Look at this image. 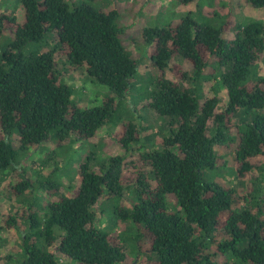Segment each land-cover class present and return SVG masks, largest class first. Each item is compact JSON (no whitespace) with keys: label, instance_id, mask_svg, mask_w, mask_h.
I'll return each mask as SVG.
<instances>
[{"label":"trees","instance_id":"obj_1","mask_svg":"<svg viewBox=\"0 0 264 264\" xmlns=\"http://www.w3.org/2000/svg\"><path fill=\"white\" fill-rule=\"evenodd\" d=\"M95 1L20 0L23 22L16 12L0 15V176L19 173L8 197L24 207L4 217L6 228L21 236L19 251L3 264H62L57 253L76 264H128L127 241L139 252L146 249L148 264H264V21L230 24L227 16L218 28L187 15L144 30L159 70L147 106L167 119L162 136L152 137L144 120L117 122L121 105L133 97L139 64L120 41L117 10L105 12ZM245 1L264 9V0ZM56 35L54 48L41 50ZM5 36L11 40L3 45ZM57 51L70 69H85L91 82L109 90L101 105L74 103ZM204 79L218 80L227 91L225 104L219 95L200 96ZM118 125L120 152L94 167L89 158L77 194L37 211L31 196L38 189L23 159L52 132L61 142L87 141ZM217 147L231 152L232 186L206 179L224 166ZM131 153L138 157L128 162ZM50 160L35 163L41 178L42 170L53 168ZM102 197L118 202L115 217L130 230L119 234L97 224L94 207Z\"/></svg>","mask_w":264,"mask_h":264},{"label":"rangeland","instance_id":"obj_2","mask_svg":"<svg viewBox=\"0 0 264 264\" xmlns=\"http://www.w3.org/2000/svg\"><path fill=\"white\" fill-rule=\"evenodd\" d=\"M77 3L85 0H73ZM93 6L110 12L117 10L119 16L117 18V26L120 29V41L125 50L138 62V73L134 79V93L132 99L125 100L119 110L120 120L123 121L138 119L144 120L147 133H164L167 119H161L150 109L147 104L149 100L147 94L155 86V82L159 76V70L152 63L149 56V42L146 41L144 30L146 28H166L169 25L179 23L184 17L190 15L199 24L213 25L221 28L228 16L230 24L242 25L248 19L264 21V9H254L249 6L245 0H216L215 5L211 6L210 0H196L189 5H182L178 0H97L92 3ZM19 22L24 21V11L20 4V0H0V15L2 13H14ZM232 27V26H231ZM234 27V26H233ZM236 36L234 30L229 34V38L234 39ZM11 37L5 36L2 39L5 45ZM57 43V35L41 47L43 51H50ZM39 47L32 46V49ZM40 50V48H39ZM58 68L61 69L70 86L74 89L73 101L81 108L98 106L103 103L109 95V90L103 86L91 82L87 77L85 69H70L66 64L64 57L59 51L55 54ZM179 63L190 70V65L179 58ZM262 68L264 63L261 62ZM191 71V70H190ZM168 78L173 76L168 72ZM202 87L203 99H209L215 95L221 98V105L228 101L227 91L220 85L218 80H203L200 82ZM186 87H191L192 83L187 81L184 83ZM219 106V109L222 106ZM264 113V111H263ZM142 117V118H141ZM235 122L238 119L235 118ZM165 122V123H164ZM119 126L104 127L93 140L81 141L75 137L69 138L67 141L61 142L56 132L50 134L48 141L44 142L41 147L30 153L22 164L26 167L27 178L35 182L37 192L31 196V203L34 208L39 211L43 205L58 200L61 196L71 197L77 194L80 184L81 165L89 158L90 167L103 162L108 157L117 155L120 151L115 143V135L119 133ZM154 134L152 135V137ZM162 136V135H160ZM155 139H157L155 137ZM217 151L222 153L224 166L220 169L209 171L206 173V179L209 182L225 183L229 186L234 185L235 176L230 173L234 169V161L229 149L217 147ZM219 154V156L221 157ZM95 160H91V158ZM137 154L128 155V162L136 160ZM50 158V165L53 168H47L43 171V176H39L41 168L35 163ZM55 161V162H54ZM260 162L264 163V156L260 158ZM56 163V164H54ZM99 165V164H98ZM59 167L56 171V168ZM130 172L129 168L125 170ZM20 179L18 172L7 173L0 176V264H3L4 257L9 254H15L19 251L20 234L13 228H6L4 220L9 214H16L17 211L24 210L23 205H19L8 197L10 186L17 183ZM44 184L40 188V184ZM117 201L107 202L106 197H102L95 205L96 221L102 228L116 230L121 234L125 229H129V225L122 224L115 217ZM118 203V202H117ZM23 228V227H22ZM129 230L126 232L129 235ZM130 236V235H129ZM124 251L129 255L128 264H148L149 257L144 252H139L131 242L122 243ZM55 250V249H54ZM57 257L62 264H76L68 256L57 253Z\"/></svg>","mask_w":264,"mask_h":264}]
</instances>
